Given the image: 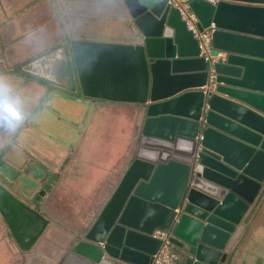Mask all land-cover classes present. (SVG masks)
Wrapping results in <instances>:
<instances>
[{
  "label": "water",
  "instance_id": "obj_1",
  "mask_svg": "<svg viewBox=\"0 0 264 264\" xmlns=\"http://www.w3.org/2000/svg\"><path fill=\"white\" fill-rule=\"evenodd\" d=\"M104 2L128 16L125 40L75 31L63 47L76 95H66L87 106L134 104L142 116L125 170L57 264H151L161 243L155 230L168 233L182 264H243L249 223L264 197V0L189 1L197 29L212 27V49L226 52L215 63L201 55L167 0ZM4 75L16 85L26 81ZM50 103L35 111L34 125L44 122ZM61 115L65 129L57 136L73 145L77 127ZM0 205L11 214L6 219L0 206L11 235L27 249L45 220L1 184ZM22 208L39 224L18 232Z\"/></svg>",
  "mask_w": 264,
  "mask_h": 264
},
{
  "label": "crops",
  "instance_id": "obj_2",
  "mask_svg": "<svg viewBox=\"0 0 264 264\" xmlns=\"http://www.w3.org/2000/svg\"><path fill=\"white\" fill-rule=\"evenodd\" d=\"M104 1L106 0H93V10L88 13L78 12L72 21L75 31H79L81 37L89 34L90 39L125 40L123 38L128 28V16L125 18L123 10ZM62 22L66 23L63 19ZM32 23L38 24V18L35 17ZM46 28L45 25L40 26L38 31ZM42 33L37 34L34 45L36 48L46 45L40 44L46 36V31ZM98 35L103 38H98ZM62 45L64 46L63 43ZM37 54L39 53H16L14 56H6L5 59L1 56L0 80L5 78L4 72H16L10 66L23 61L25 57L47 56L48 58L43 60L49 61V66L55 64L52 54ZM67 56L71 58L69 47L61 54L63 58ZM63 76V79L44 86H38L36 83L11 85L6 93L3 90L7 86L0 82V96L6 94L15 100V95H20V90L31 91L33 100H30L29 106L32 104L38 107L36 105L41 95H44V101L50 98L51 105H45L47 112L51 117L55 116L60 120V123L55 125V132L65 126L61 114L72 117L74 124H77L75 130L78 131L74 144L68 146L64 145L58 136L52 137L55 132H49L47 135L37 124H23L25 127L21 136L24 144L8 149V154L14 155L13 158H20L15 164L10 160L5 161L7 167L13 166L19 173H23L17 181L20 188H14V184L7 181L1 173L0 184L11 194L13 192L31 211L39 213L45 222L35 241L27 249H21L10 229L0 219V264H57L72 239L90 225L129 162L142 116L141 109L130 103L93 100L87 106L83 102L70 100L66 94H71L72 97L76 94L69 89L66 72ZM20 104L22 101L16 105ZM71 109L74 112H71ZM83 110L86 111L85 115L81 114ZM21 118L11 120L10 124L15 127ZM8 119L6 113H0V126L3 131L9 132V123L6 122ZM31 133L50 141L51 144L43 150H36L27 140ZM2 144L4 140L1 139L0 148ZM4 151L0 150V157H4ZM28 164L32 165L28 169L29 173L24 171ZM20 211L19 217L22 220L33 217L32 212L27 209L22 208ZM5 213L11 216L9 211L6 210ZM249 224L252 232L251 237H247L250 239L244 242L248 252L244 250L246 255L243 264H264V197ZM31 226L33 228L35 225Z\"/></svg>",
  "mask_w": 264,
  "mask_h": 264
},
{
  "label": "rangeland",
  "instance_id": "obj_3",
  "mask_svg": "<svg viewBox=\"0 0 264 264\" xmlns=\"http://www.w3.org/2000/svg\"><path fill=\"white\" fill-rule=\"evenodd\" d=\"M93 3V0H85L84 2H80L77 0H23V2L17 0H0V59L1 56H3L5 59L6 56H14L16 55V53L55 54L54 49H56L57 46L61 45L62 43L66 48L65 42H67L75 32V26H73L74 23H72L73 19L77 16L78 12L88 13L93 10ZM110 4L114 5V3ZM35 17H37L39 21V23L36 25L35 23H32V20H34ZM61 17L66 22L65 24L62 22ZM78 19L79 18H77V20ZM53 22L55 24L53 26L60 28L59 33L55 32L56 34H58V36H56L57 38L42 47H34L37 34L42 33L43 31H47L46 29L38 31L39 27L43 25H52ZM59 22L62 23L60 24ZM53 38H55V36L51 37V39ZM30 57H25L22 60L29 59ZM54 63V65L56 66L57 63L55 61ZM16 75L20 76L22 79L26 78V81L22 84H29L28 81L31 79H28L26 75L18 72L16 73ZM5 78L11 80L9 81V83L7 82L8 80H4L3 85H6L7 83L14 84L16 81L19 82V80H15L14 78L9 76H5ZM31 121L32 120L28 118L24 121V124L35 126ZM42 123L38 125V127L41 126L40 128L42 132L48 135L49 132L52 134L55 132V125L56 123H60V120H58L55 116L51 117L48 113L44 122ZM118 125L119 123L117 124V126ZM73 132L77 134L76 130ZM29 135L30 137H28L27 140L31 147L35 148L36 150H43V148L49 147L50 141L43 140L35 133H31ZM54 136H57V131L52 137ZM49 140L51 139L49 138ZM1 222H3L2 219ZM4 223L6 225V222ZM251 232L252 230L250 231V233Z\"/></svg>",
  "mask_w": 264,
  "mask_h": 264
},
{
  "label": "flooded vegetation",
  "instance_id": "obj_4",
  "mask_svg": "<svg viewBox=\"0 0 264 264\" xmlns=\"http://www.w3.org/2000/svg\"><path fill=\"white\" fill-rule=\"evenodd\" d=\"M48 54H50V53H48ZM58 62L60 63V67L55 66V65L49 66L48 65L49 61L43 60V57H42V59H41V65L42 66L41 67L43 68V70L45 72H47V74L45 75V78H44L45 81H43V83L41 81H39V82L37 81V83L36 82L35 83L37 85L44 86V84L51 83V82L53 83L56 80L63 79L64 78V76H63L64 75V71H63V67H62V61H58ZM18 73H20V72H18ZM29 78L30 77H28V79ZM31 82H32V80L28 81L29 84ZM11 84H6L7 87L3 90L4 93L9 91L8 89L10 88ZM15 84H19V82L16 81L12 85H15ZM19 92H20V95L17 93L18 95L17 94L15 95V97L17 99L15 98V100L18 103L20 101H22V104L16 105V107L18 108V111L20 112V118L22 117L20 122L18 121V123H17V125H15V127L12 126V125H11V127L9 126V132L5 131V130L3 131L2 128H1L2 126H0V141H1V139L4 140V144H2L0 150L1 149L3 151L5 150L3 152L4 157H0V173L3 175V177H5V179L7 181H9L11 184L13 183L14 184L13 187L16 188V189L20 188V186L18 185L17 181L21 179L20 174H23V173H19L18 170L15 169L13 166L7 167L5 165V163H6L5 161L6 160H10L12 163H14V162L18 163L20 161V158L14 159L12 154L11 155L8 154V149L9 148H14V146L19 147V146H21L20 144H24V141H23L22 136H21L22 132L24 131V127H25V125H23L24 124L23 122L26 119H28V118L30 120H32L31 118H32L33 114H35V111L42 106L41 105V104H43L42 101H44V99H45L44 95H41L40 101L39 100L37 101V105L36 106H38V107H35L32 104H31V106H29L30 100L31 99L33 100V96H32L31 91L30 92H27V91L24 92V90L22 89V91L20 90ZM17 142H20V143H17ZM31 167H32V165H30V164L26 165V167L24 168V171L29 173L28 169L31 168ZM18 173H19V175H18ZM15 175H17V176H15ZM26 187H27V185H26ZM12 195L14 196L13 192H12ZM0 206H1V209H2L3 213L6 216L5 218L11 220V218H10L11 216L9 217L5 213L6 210L8 211L7 207L6 206L2 207V205H0ZM19 216L17 218L18 219L17 223L19 224V227H20V229H18V232H23L25 230H28V229H30V227L32 228L31 225H33V226L35 225L36 226V225L39 224V220L36 219L35 217H31L30 219L26 217L25 220H24V218L22 220V219H20L21 217H19ZM1 219L5 222L4 217L2 215H1Z\"/></svg>",
  "mask_w": 264,
  "mask_h": 264
},
{
  "label": "built area",
  "instance_id": "obj_5",
  "mask_svg": "<svg viewBox=\"0 0 264 264\" xmlns=\"http://www.w3.org/2000/svg\"><path fill=\"white\" fill-rule=\"evenodd\" d=\"M190 0H167V2L175 7L181 18L185 21L186 27L190 29L194 36L198 39V43L201 50V55H203L211 63L218 61H224L226 58V52L223 50H213L210 44V37L212 32V27L203 29L199 31L197 29V18L189 7ZM209 3H216L219 0H205ZM214 85V73L210 69L208 74L207 86L212 87ZM153 237L160 240V246L157 252L154 254L151 264H182L179 261V254L173 250L172 245L169 241V235L166 232L155 230L151 234Z\"/></svg>",
  "mask_w": 264,
  "mask_h": 264
},
{
  "label": "trees",
  "instance_id": "obj_6",
  "mask_svg": "<svg viewBox=\"0 0 264 264\" xmlns=\"http://www.w3.org/2000/svg\"><path fill=\"white\" fill-rule=\"evenodd\" d=\"M34 1V0H33ZM46 36L41 40L42 42L40 43L41 46L44 45V44H48L50 42H52L54 39H56L58 36V34H56L55 32H60V28L56 27V26H52V25H49L47 26L46 28ZM52 36H55V38L51 39ZM65 52L64 51V47L63 45H59L57 46L56 49H54V53L55 54H52L53 55V59L54 61L57 63L56 66L60 67V63L58 61H62V67H63V71L64 73L66 72V66H67V58H63L61 57V54ZM44 58H48L47 56H36V57H30L29 59H26V60H23L21 62H17L16 64L10 66L12 69H14L16 72H20V73H24L26 76L30 77L32 82L30 83V85L33 83H37V81H41L43 83V81H45V75L47 74V72H45L43 70V68L41 67V59ZM51 58V59H52ZM58 73V72H57ZM6 81L8 80L7 78H1L0 82H2L3 84V81ZM11 79H9L7 82L9 83ZM7 83V84H8ZM37 85V84H36ZM40 86V85H38ZM14 156V155H13ZM14 159H16L14 157ZM173 250L176 251L178 254V250L173 247ZM179 261L181 262V259L179 258Z\"/></svg>",
  "mask_w": 264,
  "mask_h": 264
},
{
  "label": "clouds",
  "instance_id": "obj_7",
  "mask_svg": "<svg viewBox=\"0 0 264 264\" xmlns=\"http://www.w3.org/2000/svg\"><path fill=\"white\" fill-rule=\"evenodd\" d=\"M18 102L12 98H9L6 94L0 96V113H6L7 117L9 118L7 123L11 127L10 121L11 120H19L20 119V112L16 107Z\"/></svg>",
  "mask_w": 264,
  "mask_h": 264
}]
</instances>
